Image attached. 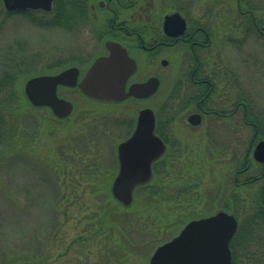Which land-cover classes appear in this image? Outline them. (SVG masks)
I'll list each match as a JSON object with an SVG mask.
<instances>
[{"label": "rangeland", "instance_id": "1", "mask_svg": "<svg viewBox=\"0 0 264 264\" xmlns=\"http://www.w3.org/2000/svg\"><path fill=\"white\" fill-rule=\"evenodd\" d=\"M227 3L225 16L216 14L217 19L240 21L245 27L246 17L241 18L231 0ZM245 3L264 25V0ZM25 13L0 11V73L18 67L19 84L34 73L58 69L77 51L82 64L101 51L96 29L102 23L91 15L75 22V13L67 12L63 25H81L65 29L51 24L52 10L46 18ZM236 48L226 46L224 56L240 69L245 97L253 99L264 128V37L251 31ZM57 93L76 102L65 119L46 107L12 101L8 123L15 133L0 144V264H147L154 247L188 220L219 210L230 213L225 194L251 135L240 122L241 112L234 123L241 126L239 137L212 127L206 137L202 126L187 133L179 120L183 112H174L178 120L171 126L179 146L173 153L179 159H167L156 173L161 183L154 195L148 192L151 186L134 191V200L146 203V214H155L154 220L140 219V230L126 224L131 208L111 198L109 182L116 171L115 144L127 134V123L117 120L128 121L146 101L128 98L112 104L90 100L76 89L59 88ZM254 186L243 190L252 193ZM100 217L114 220L116 228ZM119 247L121 255L113 253Z\"/></svg>", "mask_w": 264, "mask_h": 264}, {"label": "flooded vegetation", "instance_id": "2", "mask_svg": "<svg viewBox=\"0 0 264 264\" xmlns=\"http://www.w3.org/2000/svg\"><path fill=\"white\" fill-rule=\"evenodd\" d=\"M62 1V21L66 23L64 17L69 4L66 0ZM84 2L89 10L105 11L100 16L103 27L96 29L101 34V51L85 64L80 63L81 56L77 51L78 54L65 57L66 61L58 69L35 74H51L66 67H75L81 77L97 56L108 54L105 41L112 40L121 44L135 62L134 70L125 80L126 89L134 82H144L150 77L157 79L156 89L150 95L129 96L111 102L119 103L128 98L146 101L141 108L148 107L153 111V132L164 144L163 151L150 161V179L135 187L160 184L156 175L159 169L167 159H179L173 153L179 146V139L175 135L177 132L171 126L172 122L178 120L174 112H183L179 120L187 133H193V129L202 126L206 137L214 131L210 127L226 128L228 135L239 137L241 126L234 123L241 112L240 122L251 129V135L242 158L232 172V185L225 194L231 209L228 211L236 220L232 235H235V241L231 244L232 237L229 241L230 264H264V161L253 156L255 145L264 140V136L259 134V116L254 111L253 99L248 98L250 109L244 100L246 95L241 82L242 73L239 68L232 67L224 56L226 46H233L237 51L236 46L251 31L264 37V25L256 21L253 9L244 7L240 0H231V3L241 18L246 17L245 27L240 21H236L239 23L236 24L232 19H217L216 14L225 16L229 8L227 0H77L74 7L75 22L82 19L79 15ZM0 11L8 14L33 13L34 10H6L4 1L0 0ZM170 14L173 17L166 19V15ZM75 22L65 24V29L81 25ZM59 88L79 91L76 85H57ZM150 99L154 101L150 103ZM159 105L161 109L157 108ZM136 121V118L117 120L119 124L127 123V134L115 144L116 171L113 176L119 166L117 145L134 131ZM111 183L112 178L109 191ZM253 184L255 189L252 193L244 192L243 188Z\"/></svg>", "mask_w": 264, "mask_h": 264}, {"label": "water", "instance_id": "3", "mask_svg": "<svg viewBox=\"0 0 264 264\" xmlns=\"http://www.w3.org/2000/svg\"><path fill=\"white\" fill-rule=\"evenodd\" d=\"M8 10L42 7L51 8L52 0H3ZM173 14L166 15V19ZM108 54L97 56L77 82L75 67H66L55 74H37L27 78L23 91L33 106H48L58 118L71 109L69 100L56 94L57 85L77 86L86 96L104 101H119L129 96L143 97L153 93L157 79L144 82H124L135 64L119 43L106 40ZM196 122V121H194ZM152 110L141 108L134 131L117 145L118 171L111 183L114 198L128 205L133 188L148 180L150 161L164 149L163 142L153 132ZM253 156L264 161V140L254 147ZM236 228L232 214L218 211L212 215L189 220L170 240L159 245L150 256L149 264H230L228 241Z\"/></svg>", "mask_w": 264, "mask_h": 264}, {"label": "trees", "instance_id": "4", "mask_svg": "<svg viewBox=\"0 0 264 264\" xmlns=\"http://www.w3.org/2000/svg\"><path fill=\"white\" fill-rule=\"evenodd\" d=\"M246 1L248 2V0H240V3L243 6H247L245 3ZM61 4H62V0H55L54 1L53 8H52V11H53L52 14L53 15L51 18V22L59 21V19L62 21V15H61L62 6H61ZM74 5H75V2L71 5H68L67 12H69V11L74 12L75 11ZM81 9L83 10V13H82L83 19L85 21L89 20L90 17L89 16L87 17L88 13H87L86 9H88V8H87V5L85 4V2H84V5L82 6ZM25 14L29 15L27 12ZM255 19H256V17H255ZM256 21H258V23H260L258 19H256ZM9 68H10L9 70H6L7 74L4 72L2 74L0 73V144L4 141V139L6 138V136L8 134H10V133L14 134L15 133L10 128L9 123H8V115L10 112V107L12 106L11 105L12 101L18 100V102H21L22 106H25V107H28L27 105H30L28 103L27 99L25 98L22 90L20 89L21 83L19 84V82L17 81L18 77L22 73L21 72L22 70H20L18 67L14 68V66L9 67ZM244 100L247 101V105L250 109V101L246 97H244ZM7 111H8V113H7ZM257 123L259 125V131H260L259 133L262 136H264V134L262 133V131H264V128L261 125V120L258 119ZM146 187L147 186L143 185V186H138L137 188H140L143 191ZM148 188H150V187H148ZM148 192H150V194L156 193L157 190H156L155 185L151 186L150 191H148ZM145 204H146L145 202L144 203L139 202V199L136 198L128 207H125V208H131L130 209V211H131L130 212L131 213L130 214V217H131L130 221L125 219V222L128 226L129 225L136 226L140 230H143V225L140 222V219L142 217L148 218V216H151L152 217L151 219H153V220L155 219V217H153L155 214L148 215V214H146L145 209H142V208H144ZM157 216H158V214H157ZM104 220H106V224L109 228H116V225H115L116 223L114 222V220L109 219L108 217H106V218L100 217L101 223ZM153 220L151 222H154ZM100 222H99V224H100ZM149 225H151V224H149ZM152 227H153V225H151L149 227V229H151ZM234 241H235V235L232 237V239L230 241L231 244ZM123 250H125V249H123ZM121 251H122V247H119V248L115 249L114 252L113 251H111V252H113L115 254H120Z\"/></svg>", "mask_w": 264, "mask_h": 264}, {"label": "bare ground", "instance_id": "5", "mask_svg": "<svg viewBox=\"0 0 264 264\" xmlns=\"http://www.w3.org/2000/svg\"><path fill=\"white\" fill-rule=\"evenodd\" d=\"M67 1V4H69V5H71V4H73L74 2H75V5H76V3H77V1L76 0H66ZM63 2V1H62ZM51 3H53L54 4V2H53V0H52V2ZM52 5V4H51ZM74 5V6H75ZM25 9H27V8H25ZM30 9H33L34 11H33V13L35 14V15H38V16H42V17H44V18H46L45 16H46V14H49V9H45V8H42V7H37V8H30ZM6 10H8V9H6ZM13 10H17V9H12V10H10V11H13ZM87 10V13H88V15H87V17L88 16H90L91 15V19H93V18H96L95 20H94V22H101L102 24H103V22H102V20H101V18H100V16L101 15H103L104 14V10H94V11H92V10H89V9H86ZM83 10L81 9V12H80V17L81 18H83ZM105 17V15L103 16V18ZM222 19H224V18H222ZM224 21H225V19H224ZM51 24H53V25H57V26H59V27H62V28H65V25H63L61 22H59V21H55V22H53V23H51ZM96 25H100V24H98V23H96ZM101 27H103V26H99L98 28H101ZM128 55V54H127ZM133 60V59H132ZM134 61V60H133ZM134 64H135V62H134ZM76 69V68H75ZM77 70V69H76ZM4 73H6L7 74V71H3ZM3 72H1V74L3 73ZM57 72H59V71H57ZM57 72H54V73H51V74H55V73H57ZM86 72V71H85ZM85 72H84V74H85ZM81 74V73H80ZM84 74L81 76V77H79V74H78V70L76 71V80H77V82L84 76ZM35 75V74H34ZM34 75H30V76H27L25 79H21V81H20V83H21V87H22V92H23V94H24V91H23V87H24V82H25V80L27 79V78H29V77H31V76H34ZM134 83H140V82H134ZM133 84V83H132ZM124 88L126 89V86H125V82H124ZM85 97H87L88 99H90V100H95V98H92V97H89V96H86V95H84ZM67 100H70V99H67ZM100 102H107V103H111V102H117V101H104V100H99ZM70 103H71V106H72V109H71V111H70V113H72L73 112V110H74V108H75V104H76V102H71L70 101ZM30 107H33V105H29ZM139 111L140 110H137L136 111V113H135V115L132 117V119H135L136 118V120L138 119V114H139ZM130 113V112H129ZM152 113H153V111H152ZM53 114V113H52ZM153 118H154V113H153ZM187 164V163H186ZM114 177L115 176H112L111 178H112V181H113V179H114ZM150 177H151V175H149V178L148 179H150ZM156 186V185H155ZM152 195H154V194H152ZM114 201H116V200H114ZM134 201V197H133V200H132V202ZM117 203H118V201H116ZM119 204L122 206V207H128L129 206V204L128 205H125V204H123V203H121V202H119ZM128 213H130V212H128ZM214 213H216V212H214ZM213 213V214H214ZM209 215H212V214H209ZM208 216V215H207ZM230 250V249H229ZM231 253V252H230ZM152 255V253L150 254V256Z\"/></svg>", "mask_w": 264, "mask_h": 264}]
</instances>
